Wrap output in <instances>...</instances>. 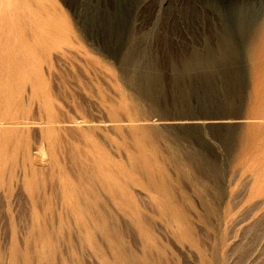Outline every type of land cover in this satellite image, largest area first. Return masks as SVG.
<instances>
[{"label": "rangeland", "instance_id": "1", "mask_svg": "<svg viewBox=\"0 0 264 264\" xmlns=\"http://www.w3.org/2000/svg\"><path fill=\"white\" fill-rule=\"evenodd\" d=\"M103 1L58 44L0 20V106L22 122L0 142V264H264L252 47ZM204 119L232 123L168 125Z\"/></svg>", "mask_w": 264, "mask_h": 264}, {"label": "bare ground", "instance_id": "2", "mask_svg": "<svg viewBox=\"0 0 264 264\" xmlns=\"http://www.w3.org/2000/svg\"><path fill=\"white\" fill-rule=\"evenodd\" d=\"M59 1L58 0H0V20L2 21L4 19L5 23L7 22V23H11L12 25L14 24L13 25L14 28L16 26L15 24H17L18 26L22 25L23 28L26 29L27 32H25V30L22 29L21 28L22 26H21L20 28L22 29V33H21V29H19L20 30L19 34H23V35H19V36L20 37L23 36L24 38H22V37L21 38L25 39L24 33H25V35L27 33H30L28 36L31 37L32 42H33V44L30 43V45L31 44L34 45V42L37 39L43 40V41L45 40L46 43L50 42V44H53L54 42L55 43L57 42L56 41L57 38L63 37V35L67 36L66 33H68V28H66L65 26L67 24L69 17H75L81 23L83 21H85L84 20L86 18V12H84L85 7L88 6L90 8L91 7L94 8V6H95L94 4L98 3L99 7H100V8H98L99 9L98 18H100L101 15L103 18L105 15V13L103 12L102 9H105L106 15L111 14L110 10L106 9L105 1H103V0H102V2H101V0H61L62 4H64L65 6H67L69 8L68 13L62 8ZM121 2H122V0H121ZM103 3H104V6H103ZM140 3H141V5H140L139 9L137 10V14L142 12L141 11L142 8L148 9V7L154 6V10H153L152 14H156V15L163 14L165 19L167 20V24L168 23L171 24L170 26L187 25V24H189V22L192 21L191 20L188 22V20L191 19L190 17L197 15V17L201 19L202 24L200 27L203 31L212 30V31H216L215 33H217V34L221 33V34L231 35V37L233 39H236L241 45H243V46L245 45V47H247V48H249V46L252 47V50L254 51V54H255V56H254L255 57V69H256V71H258V87L260 89L259 96L261 98H260V100H258L257 108L255 110L256 115H258V116L255 118H252V117L250 118L249 126L253 128L254 132L260 138H258L259 139V145L249 154V157L252 160H254L256 163V167H253V168L256 170V172L254 171V173H257V177H258L257 180L259 182V183H257L259 185V188L257 189V191L259 192L261 190H264V139H263V137H264V0H161L160 2H159V0H141ZM135 9L136 8H134V10ZM115 13H116V10H115ZM115 13H113V14L115 15ZM198 15H200V16H198ZM130 16H132V15H130ZM95 18H96V16H95ZM181 18H182V20H180ZM1 21H0V23H1ZM96 21H98V20H96ZM64 23H65V26H64ZM100 23H102V22H100ZM2 24H3V22H2ZM95 24L96 25L98 24V26L103 25V24L101 25L99 23H95ZM9 25H8V27H9ZM18 26H16V28L14 30H17L19 28ZM67 26H68V24H67ZM191 26H195V25H191ZM1 27H3L2 29L7 28L6 24H5V27L2 25H1ZM83 27H84V25H83ZM186 28H187V26H186ZM7 29L10 30V28H7ZM11 30H12V32H10V31L9 32L12 34L14 30H13V28ZM1 31H0V34H2V35L4 34V36L8 32V30L6 33H3V30H1ZM23 31H24V33H23ZM15 33H16V31H15ZM13 35H14V33H13ZM11 36L8 37V35H6V38H3V36L1 38L6 40L8 37V40H10ZM15 36H17V35H15ZM19 36H17V37L19 38ZM3 39H2V41H3ZM5 40L3 41V43L5 42ZM12 40H11L12 43L8 41L11 45L15 44V43H13L14 37ZM43 41H41V42H43ZM47 41H49V42H47ZM8 42L6 40L5 46L7 45ZM25 42H27V39ZM3 43H2V46H3ZM27 44L29 45V43H27ZM50 44H49V46H50ZM56 44H58V42ZM28 45L26 47H28V48L31 47L33 52H36L33 49L34 47L32 48V46H28ZM12 46H10L9 48H12ZM45 47H47L46 44H45ZM6 48H8V47H6ZM14 50H16V49H14ZM28 52H30V53H28V54H30L29 57L32 56L31 54H33V52L31 50H29ZM252 54H253V52H252ZM34 73H37V71L35 70ZM37 74H40V73H37ZM36 76H38V75H36ZM38 79L39 80H37V82L40 81V78H38ZM27 81H29V80H27ZM37 82L32 84V87L30 88V95L31 96H36V95L38 96V94H39L38 93L39 88H37L38 87ZM38 83L40 84L42 82H38ZM42 84L40 87L41 89H42ZM35 85H37V86L35 87ZM37 89H38V92L36 91ZM5 93H7V92H5ZM7 95H9V94H7ZM7 95H4V97H6ZM1 96L3 97V95H1ZM4 97L2 99L3 103H4V105L8 106L7 103L5 104V102H4V100L6 99ZM8 97H10V95L7 96V99H8ZM7 101H9V100H7ZM9 102H8V104H9ZM4 105L2 107H5ZM11 105H12V103L10 104V106ZM18 105H20V102ZM2 107L0 109H2ZM6 108H8V107H5V109ZM10 108H8L9 110H6V111H8L9 114H10ZM12 108H11V111H12ZM2 110H4V109H2ZM2 110L0 112H2L4 114L5 110L4 111H2ZM18 110L19 109H17V111ZM14 111H15V113H13ZM17 111L13 110V112H12L13 115H11V116H9V114L7 112H6L7 115H5V116L3 114H1L2 116L0 117V131H2L1 129L5 128L3 130L5 131L6 139L4 138L5 136L2 137L0 135L2 137V140H0V142L1 141L5 142V140H6V142L7 141L11 142L12 139L15 138L16 136L18 138L21 136L22 122L19 121V115H18ZM231 121H232V119H226V120H224V119H218V120H205V119L204 120H178V121H173V123L168 124V125L174 126V127H206V126L222 127V126H229V124L232 123ZM48 133H50L49 129H48ZM3 138H4V140H3ZM32 167H33L32 166V159L29 158V162L25 163L22 166V171L26 172V175H28L29 169H31Z\"/></svg>", "mask_w": 264, "mask_h": 264}]
</instances>
